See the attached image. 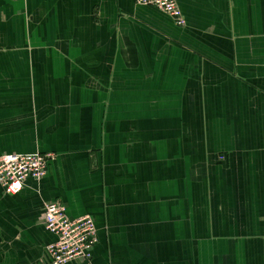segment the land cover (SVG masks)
Wrapping results in <instances>:
<instances>
[{"label": "crops", "instance_id": "1", "mask_svg": "<svg viewBox=\"0 0 264 264\" xmlns=\"http://www.w3.org/2000/svg\"><path fill=\"white\" fill-rule=\"evenodd\" d=\"M0 0V264H45L46 203L97 230L92 264H264V0Z\"/></svg>", "mask_w": 264, "mask_h": 264}, {"label": "built area", "instance_id": "2", "mask_svg": "<svg viewBox=\"0 0 264 264\" xmlns=\"http://www.w3.org/2000/svg\"><path fill=\"white\" fill-rule=\"evenodd\" d=\"M138 6L151 7L169 17L179 28L186 20L176 0H134ZM55 154L0 156V187L4 195L12 196L21 191L28 180L39 181L48 173V165ZM45 230L56 241L44 250L45 264H92L97 244V230L89 216L72 220L67 216L66 206L54 201L45 204L42 214Z\"/></svg>", "mask_w": 264, "mask_h": 264}, {"label": "bare ground", "instance_id": "3", "mask_svg": "<svg viewBox=\"0 0 264 264\" xmlns=\"http://www.w3.org/2000/svg\"><path fill=\"white\" fill-rule=\"evenodd\" d=\"M19 192H20V191H19ZM19 192H18V193H19ZM14 195H16V194H14ZM14 195H12V196H14Z\"/></svg>", "mask_w": 264, "mask_h": 264}]
</instances>
